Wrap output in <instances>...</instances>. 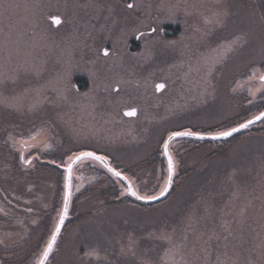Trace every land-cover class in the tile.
<instances>
[{"label": "rangeland", "instance_id": "obj_1", "mask_svg": "<svg viewBox=\"0 0 264 264\" xmlns=\"http://www.w3.org/2000/svg\"><path fill=\"white\" fill-rule=\"evenodd\" d=\"M261 74L264 0H0V183L10 190L0 194V264H37L62 207L68 155L100 152L140 195L158 196L162 141L258 115ZM129 109L137 114L124 116ZM238 134L228 146L204 140L208 159L202 143L169 145L172 185L150 205L96 204L113 180L84 167L73 180L74 170L69 222L46 264H264V122ZM222 163L220 185L212 173Z\"/></svg>", "mask_w": 264, "mask_h": 264}, {"label": "snow or ice", "instance_id": "obj_2", "mask_svg": "<svg viewBox=\"0 0 264 264\" xmlns=\"http://www.w3.org/2000/svg\"><path fill=\"white\" fill-rule=\"evenodd\" d=\"M127 7L129 9H132L134 5L132 3H128ZM56 23H59L58 18H54ZM208 23L209 21H205ZM240 41V38L237 37L235 40L230 42L222 52L219 53L220 58H223L228 52H231L234 50V46L238 45ZM104 57L109 56V52L105 50L103 52ZM260 82L264 84V74H261L259 76ZM165 88V85L163 83H158L155 85V90L157 92H160L162 89ZM124 116L127 117H133L137 114L136 109H132L129 111H125ZM264 120V111L259 112L258 115H255L253 118L248 119L246 122L240 123L238 126L231 127L227 130H222L218 132H208V133H203V132H197L193 130H173L169 133L166 139L162 141V149H163V155L167 158V179L165 181V187L160 191L159 195H140L137 191L133 190L131 183H129L128 187L126 188V194L134 196L137 200H143L145 202L149 201H155L158 200L160 197L164 196L166 192L168 191V188L172 184V178L174 175V160L172 155L169 152V142L172 141L173 139L177 137H192L195 138L196 140H221V139H226L230 136L233 135L235 132H239L241 129H246L248 128L251 124L255 123L256 121H261ZM85 160H94V161H99L103 166L107 169L109 173H111L114 177H117L121 180H127L128 177H125L122 175L120 171H117L115 168H113L107 161L106 157L103 155H98L95 152L92 151H81L77 153L75 156L73 155H68L67 156V161L66 167H65V172L66 175L64 176V191H63V197H62V207L59 211L58 214V221L55 223L53 230L50 233L49 238L47 239V242L45 246L43 247L42 250V255L39 257V260L37 264H46V261L48 260L49 255L53 252L54 247L57 242V238L61 233V228L64 225V222L68 216V210H69V203L72 198V191H71V179H72V166L78 161H85ZM21 162L25 166L31 165V161L25 159L23 156L21 157ZM59 167V165H58ZM123 194V193H122ZM31 211V209H29ZM243 211V210H241ZM93 253H89V255H92Z\"/></svg>", "mask_w": 264, "mask_h": 264}, {"label": "trees", "instance_id": "obj_3", "mask_svg": "<svg viewBox=\"0 0 264 264\" xmlns=\"http://www.w3.org/2000/svg\"><path fill=\"white\" fill-rule=\"evenodd\" d=\"M74 82L76 83V84H78L79 85V90H84L85 89V86H86V81H85V79H84V77H77V78H75V80H74ZM83 82H85V83H83ZM260 96V100L258 101V104H260L259 105V112H261V111H264V92L261 94V95H259ZM259 114V113H258ZM247 121V120H246ZM264 122V120H261L259 123H257V124H254V125H252V126H250L249 127V129H252V128H255V127H257L258 125H260V124H262ZM239 134H237V135H235V136H233V137H231V138H229V139H227V140H224V141H228V142H226L225 143V145L224 146H228V145H230V143L231 142H236L238 139L237 138H234V137H236V136H238ZM176 141H183V142H185V141H187V142H190V143H202L203 144V146H207L208 148V150H209V155L208 156H206V153L204 154V157L205 158H209L210 156H212V155H214V153L212 152L213 150H212V148H210L209 146H208V144H206L205 142H203L204 140H196V139H192V138H178V139H175L173 142H171V146H172V144L174 143V142H176ZM223 146V147H224ZM83 151H94V150H88V149H84ZM32 152H33V150L31 149L30 150V153L32 154ZM95 153H96V151H94ZM21 153H23V152H21ZM20 153V154H21ZM96 154H98V155H103L102 153H96ZM23 156V155H22ZM103 156H105V155H103ZM106 157V156H105ZM108 160H109V162H110V165L113 163V161H111L108 157H106ZM19 160L21 161V159H20V155H19ZM37 161L36 160H33V163H36ZM92 162V160H88L86 163H84L82 166H81V163L82 162H80V163H78L75 167H74V169H73V171L75 170V174L73 175V180H75V178L77 177L76 176V174H77V171H78V173L83 169V167L84 168H86V169H89L90 171H91V173H93L94 175H96V176H99V177H103V181H109V180H113V183H110L109 185H107V186H100L99 188H98V190H99V193L100 194H104V199H101V198H99V199H97L96 201H95V203L96 204H99V203H103V201H105L106 203H109V204H114V206L116 207V206H118L119 204H123V203H138V204H141V203H139V202H136L135 200H133V199H131L129 196H127V195H120V193H119V190H118V186L115 184V183H118L119 181L117 180V179H115L114 177H112V175H110L108 172H106L100 165L99 166H97V169L98 170H100V171H94V170H91L90 169V166H92L93 164L91 163ZM96 163V162H95ZM223 164V165H222ZM221 164V166H219V169H216L213 173H212V178H213V181L214 180H216L217 181V183H220V185H222L223 183H224V181H225V176H226V172H227V167H225V166H227V165H224L225 163H222ZM238 164H240V163H235L234 165H238ZM21 167V165L20 164H17V169L18 170H20V168H19V166ZM49 167H52V168H56V169H58L57 168V166H56V164H53V165H49V164H47ZM36 166H38V167H40V165L39 164H36ZM43 166H45V165H43ZM112 166V165H111ZM96 167V166H95ZM113 168H115L117 171H120L123 175H124V173L118 168V167H114V166H112ZM80 168V169H79ZM78 169V170H77ZM59 171H60V169H58ZM11 173L12 174H14V175H16V176H19V174H22V173H18V172H16V171H14V168H13V170L11 169ZM106 175V176H105ZM206 175H208V172L205 174V178H206ZM120 183L121 184H123L121 181H120ZM2 185L3 184H1L0 183V194H1V196L2 195H10V190H9V188H7L6 186H3L2 187ZM124 185V184H123ZM125 186V185H124ZM122 196V197H121ZM142 205V204H141ZM143 205H146V204H143ZM147 205H150V204H147ZM104 209V206H102V208H101V210L100 211H102ZM98 212V211H96L95 209H93L91 206H89V207H87L86 208V214H89L90 212ZM74 219H71V221H73ZM67 223L69 222V220L68 221H66ZM72 223V222H71ZM66 224V223H65ZM87 224V223H86Z\"/></svg>", "mask_w": 264, "mask_h": 264}, {"label": "water", "instance_id": "obj_4", "mask_svg": "<svg viewBox=\"0 0 264 264\" xmlns=\"http://www.w3.org/2000/svg\"><path fill=\"white\" fill-rule=\"evenodd\" d=\"M54 18H57V17H53L51 20H52V22H53V24L56 26L58 23H56L55 22V20H54ZM59 19V18H58ZM59 21H60V19H59ZM260 81V80H259ZM129 110H132V109H129ZM129 110H125V111H129ZM124 111V112H125ZM123 112V113H124ZM134 117V116H133ZM260 121H256L255 123H253V124H251L250 126H252V125H254V124H257V123H259ZM249 126V127H250ZM243 130H245V129H241L240 131H243ZM239 131V132H240ZM236 134H238V132H235V133H233V135L232 136H234V135H236ZM232 136H230V137H228V138H226V139H221V140H227V139H229V138H231ZM178 138H192V137H177V138H175V139H178ZM175 139H173L172 141H174ZM193 139H195V138H193ZM205 140H209V139H205ZM172 141H170L169 142V145L171 144V142ZM213 141V140H212ZM215 141H218V140H215ZM164 156V155H163ZM165 157V156H164ZM107 159V158H106ZM165 159H166V161H167V158L165 157ZM92 161H94V160H92ZM107 161H108V163L110 164V162H109V160L107 159ZM79 162H81V161H78V162H76L75 164H73V166H72V168L74 169V167L79 163ZM94 162H96L97 164H99L106 172H108L107 171V169L103 166V164H101L99 161H94ZM109 173V172H108ZM72 174H73V170H72ZM110 175H112L111 173H109ZM65 175H66V172H65ZM123 175V174H122ZM124 176V175H123ZM112 177H114L113 175H112ZM114 178H117V177H114ZM118 180H120L125 186H126V188L128 187V185H129V183H131V182H129V180L127 179V180H121V179H119V178H117ZM172 180H173V178H172ZM71 184H72V179H71ZM132 185V184H131ZM172 185V184H171ZM132 188H133V190H134V187L132 186ZM170 188H171V186L168 188V191L166 192V194L164 195V196H162V197H160L158 200H155V201H149V202H145V201H143V200H137L134 196H131V195H128L127 194V196H129L131 199H133V200H135L136 202H139V203H141V204H153V203H157V202H159V201H161V200H163L165 197H166V195L169 193V191H170ZM69 207H70V203H69ZM69 211V210H68ZM68 219V216H67V218H66V220ZM66 220H65V222H66ZM65 222H64V224H65ZM64 226V225H63ZM63 226H62V228H63ZM61 228V229H62ZM51 255V254H50ZM49 255V256H50ZM49 258V257H48Z\"/></svg>", "mask_w": 264, "mask_h": 264}, {"label": "flooded vegetation", "instance_id": "obj_5", "mask_svg": "<svg viewBox=\"0 0 264 264\" xmlns=\"http://www.w3.org/2000/svg\"><path fill=\"white\" fill-rule=\"evenodd\" d=\"M52 19V18H51ZM52 21V20H51ZM162 31L164 32V33H166L167 32V34L168 35H175L176 33H177V30L175 31V33L174 32H172V31H168V28H165V27H163V29H162ZM174 31V30H173ZM172 32V33H171ZM141 34H138L137 36H136V39H138L139 38V36H140ZM133 43H132V47L131 48H133V46H136V44L134 43V42H136V41H132ZM102 54H103V52H102ZM84 79H85V81H86V83L85 82H83V83H85L86 84V86H85V89L84 90H82V91H85L87 88H88V82H87V79L84 77ZM75 83V82H74ZM74 86H75V88H76V90H79V85L78 84H74ZM81 91V90H80ZM33 154L34 153H32L31 154V157L33 158ZM28 160H30L31 161V158L30 159H28ZM35 165H36V163H35Z\"/></svg>", "mask_w": 264, "mask_h": 264}]
</instances>
